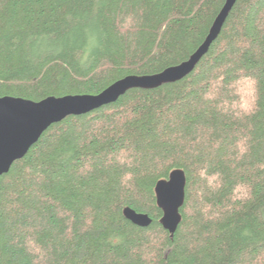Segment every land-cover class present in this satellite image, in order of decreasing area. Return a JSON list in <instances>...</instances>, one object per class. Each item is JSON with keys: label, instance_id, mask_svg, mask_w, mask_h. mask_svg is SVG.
Returning a JSON list of instances; mask_svg holds the SVG:
<instances>
[{"label": "trees", "instance_id": "obj_1", "mask_svg": "<svg viewBox=\"0 0 264 264\" xmlns=\"http://www.w3.org/2000/svg\"><path fill=\"white\" fill-rule=\"evenodd\" d=\"M225 3L0 0V97L95 95L181 64ZM175 169L171 236L155 187ZM0 264H264V0H237L182 80L52 124L1 177Z\"/></svg>", "mask_w": 264, "mask_h": 264}, {"label": "water", "instance_id": "obj_2", "mask_svg": "<svg viewBox=\"0 0 264 264\" xmlns=\"http://www.w3.org/2000/svg\"><path fill=\"white\" fill-rule=\"evenodd\" d=\"M236 1L226 0L206 40L188 60L157 74L129 75L95 95L50 96L40 101L21 97H0V180L17 160L25 157L52 124L70 115L90 113L110 105L130 89H154L166 83L180 81L191 74L218 38ZM186 185L185 171L175 169L168 179L159 180L155 187L157 205L163 212L161 224L171 236L182 221L180 210L185 203ZM124 215L138 226L148 227L152 223L149 214L137 212L131 207H125Z\"/></svg>", "mask_w": 264, "mask_h": 264}]
</instances>
